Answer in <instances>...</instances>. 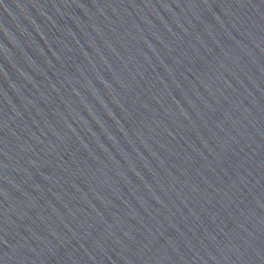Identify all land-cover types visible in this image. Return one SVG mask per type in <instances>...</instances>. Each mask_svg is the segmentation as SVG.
Returning <instances> with one entry per match:
<instances>
[{
	"label": "water",
	"instance_id": "1",
	"mask_svg": "<svg viewBox=\"0 0 264 264\" xmlns=\"http://www.w3.org/2000/svg\"><path fill=\"white\" fill-rule=\"evenodd\" d=\"M0 264H264V0H0Z\"/></svg>",
	"mask_w": 264,
	"mask_h": 264
}]
</instances>
